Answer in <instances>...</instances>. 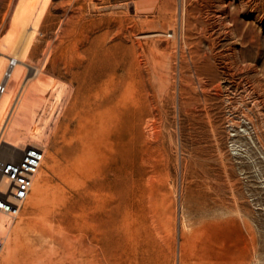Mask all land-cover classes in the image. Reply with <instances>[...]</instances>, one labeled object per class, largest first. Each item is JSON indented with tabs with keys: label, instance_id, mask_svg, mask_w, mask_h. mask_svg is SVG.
<instances>
[{
	"label": "rangeland",
	"instance_id": "rangeland-1",
	"mask_svg": "<svg viewBox=\"0 0 264 264\" xmlns=\"http://www.w3.org/2000/svg\"><path fill=\"white\" fill-rule=\"evenodd\" d=\"M136 3L51 0L22 81L62 89L0 264H264V0Z\"/></svg>",
	"mask_w": 264,
	"mask_h": 264
},
{
	"label": "bare ground",
	"instance_id": "bare-ground-1",
	"mask_svg": "<svg viewBox=\"0 0 264 264\" xmlns=\"http://www.w3.org/2000/svg\"><path fill=\"white\" fill-rule=\"evenodd\" d=\"M50 4L51 0H31L30 2L25 0L15 2L13 0L10 9V18L8 15L9 20L5 22V25H8L7 34L0 41V85L4 86L3 92L0 93V142L9 144L19 150L22 149L19 147V144L23 143L25 136L33 140H40L44 137L45 131H43L42 126H30L33 108L36 106L39 108L44 102L42 98H36V95L39 93L37 86L41 87L42 85L43 87H47L51 85L56 93L55 98L60 96L62 89V87H55L52 80L45 83L39 82L41 83L40 85L27 83V80L22 81L24 73L29 67L26 63L29 51L34 44L36 34L41 29L42 22L49 11ZM65 17V19H68L69 16L66 14ZM11 60H13V64L10 62ZM39 75L40 69L37 68L35 69L34 76L40 79ZM7 109L10 112L7 118L4 119ZM28 144L32 145L30 143ZM5 188L6 183L2 180L0 182V189L5 190ZM9 224L10 221L7 220L6 222V218L0 214V230L8 227Z\"/></svg>",
	"mask_w": 264,
	"mask_h": 264
},
{
	"label": "built area",
	"instance_id": "built-area-1",
	"mask_svg": "<svg viewBox=\"0 0 264 264\" xmlns=\"http://www.w3.org/2000/svg\"><path fill=\"white\" fill-rule=\"evenodd\" d=\"M4 86L0 85V93ZM19 150V149H18ZM19 159H10L0 164V182L6 183L0 189V212L14 219L31 193L34 179L44 160V149L28 145L20 149Z\"/></svg>",
	"mask_w": 264,
	"mask_h": 264
},
{
	"label": "crops",
	"instance_id": "crops-1",
	"mask_svg": "<svg viewBox=\"0 0 264 264\" xmlns=\"http://www.w3.org/2000/svg\"><path fill=\"white\" fill-rule=\"evenodd\" d=\"M137 1L138 3H136V5H138V7L145 12L152 11L155 8L154 0H137Z\"/></svg>",
	"mask_w": 264,
	"mask_h": 264
}]
</instances>
